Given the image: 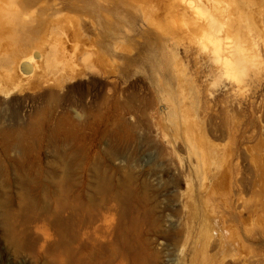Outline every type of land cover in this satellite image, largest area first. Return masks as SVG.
<instances>
[{
  "label": "rangeland",
  "instance_id": "1",
  "mask_svg": "<svg viewBox=\"0 0 264 264\" xmlns=\"http://www.w3.org/2000/svg\"><path fill=\"white\" fill-rule=\"evenodd\" d=\"M46 1L37 38L0 24V164H42L47 182L55 168V261L0 225V264H182L203 216L217 264H264V49L233 92L199 78L151 0ZM18 50L30 73L6 67Z\"/></svg>",
  "mask_w": 264,
  "mask_h": 264
},
{
  "label": "bare ground",
  "instance_id": "2",
  "mask_svg": "<svg viewBox=\"0 0 264 264\" xmlns=\"http://www.w3.org/2000/svg\"><path fill=\"white\" fill-rule=\"evenodd\" d=\"M115 1L138 7V3L132 0ZM147 2L143 0L139 5L142 7ZM149 4L158 8L154 24L162 34L178 29L181 35L189 36L182 43L183 53L197 64L200 79L205 78L206 82L209 79L214 85L221 84L233 92L251 85L252 72L257 74L259 68L255 54L257 56L258 50L264 49V41H260L264 37V14L259 12L254 0H151ZM47 8L46 0H0V24L4 25V30L14 32L18 37L26 34L37 38L45 29ZM106 48L108 52L115 49L111 44ZM32 60L33 55L23 56L18 50L7 60L6 67L12 70L17 66L27 74L33 69ZM46 61L52 62V59ZM197 91L200 93L199 87ZM45 172L42 164H0V225L5 229L9 247L29 249L35 257L50 250L52 262L55 261V217L54 212L45 214L43 203L46 186L55 202V168L51 167L49 171V182L45 181ZM261 177L264 179L263 174ZM206 225L203 216L199 220L198 233L192 230L197 235L192 236L191 229L187 232L191 233V237L187 236L191 238V249L182 258V264L216 263V256L209 249L211 230L207 231V237L201 235ZM208 225L211 228V224ZM72 235L79 238L77 241L81 244L82 239L83 242L97 243V236L91 232L76 229ZM99 238L104 240L100 242L102 247L110 242L107 235Z\"/></svg>",
  "mask_w": 264,
  "mask_h": 264
}]
</instances>
